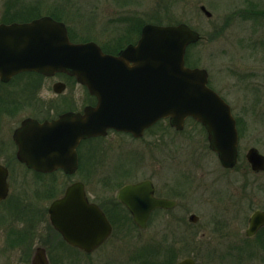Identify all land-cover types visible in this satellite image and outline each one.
<instances>
[{"label":"water","instance_id":"95a60500","mask_svg":"<svg viewBox=\"0 0 264 264\" xmlns=\"http://www.w3.org/2000/svg\"><path fill=\"white\" fill-rule=\"evenodd\" d=\"M201 10L211 16L202 7ZM201 35L187 24L143 27L136 44H129L117 55L106 54L95 42L73 43L64 23L44 17L22 24L0 25V81L8 82L21 72L45 76L65 73L75 77L97 98L95 106L83 113L68 112L43 123L26 119L15 131L16 157L29 169L50 173L63 170L73 174L79 166L77 148L82 140L105 136L108 130L129 132L141 137L162 119L182 129L187 118L201 122L210 148L223 167L238 163V131L231 107L208 86V72L186 66L187 48ZM61 93L64 85L56 84ZM251 169L264 172V155L252 147L246 154ZM8 169L0 164V201L9 193ZM147 182L125 186L122 194L135 197L141 208L133 210L136 223L145 227L156 206L145 193ZM146 198L145 201L143 200ZM50 220L55 230L71 245L90 251L111 234L106 217L85 198L81 182L71 184L65 196L52 203ZM264 226V211L252 215L248 235ZM33 264H49L44 250H38ZM179 264H195L185 259Z\"/></svg>","mask_w":264,"mask_h":264},{"label":"flooded vegetation","instance_id":"af4514ba","mask_svg":"<svg viewBox=\"0 0 264 264\" xmlns=\"http://www.w3.org/2000/svg\"><path fill=\"white\" fill-rule=\"evenodd\" d=\"M112 1L117 5H122L121 3L123 2V0ZM75 5L74 0H0V25L22 24L43 17H51L66 25L70 38H72L71 35L80 37L84 35L85 31L83 32L79 26H77L78 29H75L71 24L73 20L70 19L72 16L74 17L71 11L75 10ZM202 7L205 6L201 5L200 8ZM81 9L82 11H80L78 17L84 18L86 16L84 13L87 11L86 9ZM209 12L211 13V11ZM202 13L208 19L213 16L212 13L210 17L204 12ZM121 21V17H118L114 21L115 25H120ZM125 23L124 31L130 32L134 37L128 44H135L145 24L139 29L134 20L126 21ZM87 30L88 27L86 28ZM116 30L117 32H122L123 28L117 26ZM201 37L202 41L204 36L201 35ZM73 42L81 41L75 39ZM112 43L105 45L109 48H114L115 45ZM124 47L119 48L115 53L108 54L117 55ZM48 80H54L52 82V90L56 96L54 100L56 103L55 109L43 107L46 103L43 97L44 82ZM58 83L64 85V90L61 93H57L54 90ZM208 85L215 90L210 85V81ZM80 90L82 91V98L79 95ZM66 91H72V93L62 97ZM215 91L225 100L217 90ZM96 104L97 98L92 96L88 89L81 85L76 78L65 73L44 76L37 72H22L12 77L8 82H0V147L9 148L10 145L15 146L16 161L32 172L38 179L39 177H55L58 173L69 179L76 177L78 174L83 178H81L82 180L71 182L60 192L56 186L45 185L47 188L44 189V193L51 200L47 208L41 209V219H48V226L58 236L55 239L57 242L53 238L56 245L41 241L40 244L42 246L31 247L30 239L34 237V231L38 230L36 225L39 222L23 223V232L19 238L15 239V243L12 246L14 249L20 248L22 250L23 258L21 259V264H33L38 250L45 251L49 264H58L59 260L72 256L82 257L89 264H108V262L110 264H124L125 255L127 261L132 264L134 262L139 264L140 260L145 264H179L185 259H191L195 264H199L197 258L200 255L203 256L205 252L207 253L206 256H211L215 253V255L219 254V257H231L233 254L227 249L235 245H244L243 249L238 250V254L242 257L250 253V245H255L257 249L264 251V226L260 227L253 236L248 235L252 215L257 211H264L263 205L255 204L258 202L253 204L251 200L252 191L237 189L224 193V191L215 189V178H213L214 180L208 179L214 173H221L225 176L235 171L238 167L241 141L239 126L241 122L233 110L232 114L236 120L239 135V157L237 165L232 169L221 165L217 153L210 148L209 134L205 126L193 118H187L182 129H176L171 126L169 120H163L167 121L168 127L163 130L164 132L161 135L153 132V128L156 126L154 125L145 130L141 137H136L129 132L108 130L105 136L82 140L77 148L79 166L73 174H67L61 169L50 173L37 172L29 169L17 159L18 146L14 140V134L23 121L29 118L40 123L52 121L68 112L83 113L86 107L95 106ZM28 109L33 111L31 115L19 116L22 113H27ZM18 117L20 118L17 123L8 131L7 124L9 125ZM8 132V135H11L10 140H8L9 136L7 137ZM110 136L124 137L132 143L144 141L148 136L153 140L152 144L149 145L153 148V153H157L156 149L162 147L160 140L164 138L163 154L167 157L155 158L154 164L148 165L150 170L147 168V175L141 179H131L130 173L132 170L130 167H125L121 169L119 174L113 176L93 175L92 177L95 178L91 180L92 174L89 175V173L83 172L81 153L83 151L89 153L92 143L100 145L102 141ZM205 151L214 156V158H211L212 161L210 159L207 161V158L203 157ZM213 162L215 163V171L214 167L210 168L209 166L211 163L213 165ZM246 163L249 172L254 175L260 174L253 172L247 160ZM1 165L6 167L9 172L7 178L9 193L4 200L0 201V206H4L11 199L9 183L11 171L7 165ZM89 172L91 173L92 171L89 170ZM89 178L90 180L88 181ZM95 179L97 180L96 183L101 184L103 188L99 186V189H88L87 184L94 182ZM75 182L84 184L87 203L99 209L108 220L112 230L110 236L103 243L90 251L69 244L55 230L50 220V206L53 202L62 199L66 194L67 188ZM142 182H147L150 188V190L147 189L145 191L151 197L148 200L150 203L154 205L157 201L164 202L163 206H156L152 209L143 228L136 223L133 210L127 204V202L133 203L135 209L139 210L141 208L140 202H138L139 199L122 194L125 186ZM112 188L114 189L112 190ZM145 200L146 198L141 201L147 203ZM231 210V215L227 216L226 212ZM116 231H119V242L108 249V243ZM143 235L145 239L140 238ZM189 246L191 247V252H188ZM222 246L226 247L221 249ZM115 252H118V254H114ZM114 256H117V258Z\"/></svg>","mask_w":264,"mask_h":264},{"label":"rangeland","instance_id":"374dc122","mask_svg":"<svg viewBox=\"0 0 264 264\" xmlns=\"http://www.w3.org/2000/svg\"><path fill=\"white\" fill-rule=\"evenodd\" d=\"M74 1L76 5L75 10L71 11L74 14V17L70 18L73 20L71 24L75 29L79 26L86 33L75 37L77 40H92L100 45H107L110 42L115 46L117 43L125 45L128 39L134 38L130 32L124 31L125 22L131 20L136 21L138 27L144 23L162 25L186 23L204 36L201 42L188 49L187 62L189 66L205 68L208 71L210 85L225 98L241 122L240 158L237 169L225 176L214 173L208 179L215 178V189L224 193L237 189L252 191L253 204L258 202L255 204L264 207V172L252 174L247 170L245 160V154L251 147L257 148L264 155V0H123L122 5H117L112 0ZM201 5L211 11L213 14L211 19L204 16L200 10ZM81 8L87 11L84 13L86 14L84 18L78 17ZM118 17H121L122 21L120 25H115L114 21ZM117 26L123 28V33L117 32ZM53 81L44 82L43 97L46 103L43 107L55 109ZM71 93L72 91H66L62 97ZM79 95L82 98L81 90ZM27 111L19 116L25 117L33 112L30 109ZM20 117L7 124L8 131ZM166 127H168L167 121L162 120L156 124L153 132L161 135ZM8 134L9 132L7 137ZM10 138L11 135L8 140ZM162 139L160 140L162 147L156 149L157 153H153V148L149 146L153 140L148 136L144 141L135 143L124 137L114 136L105 139L100 145L92 143L89 153L84 151L81 153L83 172L92 174L91 180H93L95 178L92 177L93 175L113 176L121 173V169L130 167L131 179L144 178L147 170H150L148 165L154 164L155 158L167 157L163 154L164 138ZM10 147H0V164L7 165L11 171L9 178L11 199L6 205L0 206V264H21L23 252L20 248L14 249L12 246L15 239L23 232V223L39 222L36 225L38 230L34 231L35 235L30 239L31 247L41 245V241L56 245L54 240L58 236L48 226V219H41V209L47 208L51 200L44 193L46 186H56L60 192L71 182L82 177L78 174L69 179L58 173L55 177L38 179L16 161V148L13 145ZM203 157L207 158V161L214 158L207 151L204 152ZM98 160L100 161L95 163ZM214 165L213 162V165L211 163L209 166L214 167L215 171ZM89 170L92 172L90 173ZM96 182L95 179L94 182L87 184L88 189L102 187ZM231 212L232 210L226 212V215L230 216ZM118 233L119 231L114 233L108 243V249L119 242ZM140 238L145 239V236ZM243 246L241 244L228 247L227 250L233 255L225 258L215 253L206 256L205 252L203 256L197 258L198 263L264 264L263 250L250 245V253L242 257L238 254V250L243 249ZM225 247L222 246L221 249ZM188 252H191L190 246ZM123 260L124 264H132L127 261L126 255ZM58 264L89 263L82 257L72 256L59 260ZM139 264L145 263L140 260Z\"/></svg>","mask_w":264,"mask_h":264},{"label":"trees","instance_id":"16d2710c","mask_svg":"<svg viewBox=\"0 0 264 264\" xmlns=\"http://www.w3.org/2000/svg\"><path fill=\"white\" fill-rule=\"evenodd\" d=\"M143 25V24H142ZM142 25L139 27V29L142 27ZM71 39L72 40H75L76 38L75 37H73V35H71ZM82 41H84V40H82ZM130 41H132V38L131 39H128L127 41H126V44L127 43H129ZM102 46V48H103V50L106 52V53H115V51H117L119 48H121V47H123V43L121 44H119V43H117V45L114 47V48H109V47H107L106 45H101ZM187 57H186V62H187ZM190 62V61H189ZM188 63V62H187ZM188 65H189V63H188Z\"/></svg>","mask_w":264,"mask_h":264}]
</instances>
